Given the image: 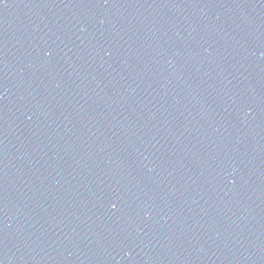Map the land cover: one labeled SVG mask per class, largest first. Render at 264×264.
Listing matches in <instances>:
<instances>
[{
	"label": "water",
	"instance_id": "obj_1",
	"mask_svg": "<svg viewBox=\"0 0 264 264\" xmlns=\"http://www.w3.org/2000/svg\"><path fill=\"white\" fill-rule=\"evenodd\" d=\"M0 264H264V0H0Z\"/></svg>",
	"mask_w": 264,
	"mask_h": 264
}]
</instances>
